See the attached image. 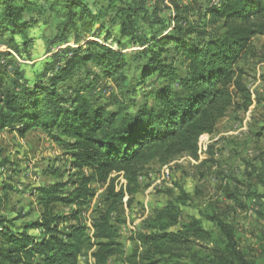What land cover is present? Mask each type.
<instances>
[{"label": "trees", "instance_id": "obj_1", "mask_svg": "<svg viewBox=\"0 0 264 264\" xmlns=\"http://www.w3.org/2000/svg\"><path fill=\"white\" fill-rule=\"evenodd\" d=\"M117 2L0 0V33L21 36L25 53L32 16L47 13L56 19L59 39L71 38L75 46L45 63L30 80L25 79L22 66L9 71L0 63V132L12 130L23 138L39 129L65 151L70 169L77 171L71 181L36 189L41 209L37 220L14 232L11 228L19 217L15 221L0 217V264H77L87 255L93 264H108L113 257L121 264H252L234 228L219 216L201 212V219L180 221L188 195L174 198L170 193L172 199L131 238L130 254L119 241L122 221L113 216L125 195L136 194L138 179L150 162L164 165L187 156L201 165L215 163L212 147L199 155V143L214 133L231 109L247 112L252 105L239 62L250 52L252 40L264 37V0H220L201 10L182 33L142 39L141 50L132 55L110 47L104 32V18L115 12L123 20L120 26L125 34L127 15ZM98 25L106 34L104 39H86L85 35L94 37ZM209 26L214 28L204 32ZM194 34L201 39L193 41ZM5 44L20 54L11 38ZM88 64L100 72L90 71ZM152 77L162 83L140 95L137 103L140 87ZM102 79L112 82L118 94H111L106 103L89 100L95 83ZM60 85L64 86L61 94ZM258 130L261 136L264 127ZM83 170L88 173L82 174ZM112 174L123 175L125 190L115 192ZM68 185L70 189L63 191ZM93 185L107 186L108 205L92 221V235L83 226H62L78 213L60 216L56 207L85 205L94 196ZM258 215L264 218V207ZM202 219L216 231L206 230ZM30 230H39L40 235Z\"/></svg>", "mask_w": 264, "mask_h": 264}, {"label": "rangeland", "instance_id": "obj_2", "mask_svg": "<svg viewBox=\"0 0 264 264\" xmlns=\"http://www.w3.org/2000/svg\"><path fill=\"white\" fill-rule=\"evenodd\" d=\"M219 1L118 0L117 7L124 9L127 15L125 34L120 26L123 20L116 17L115 12H109L103 20L104 32L110 38L108 45L132 55L141 50L139 45L142 39L152 35L182 33L190 23L198 19L201 10ZM86 2L91 3V0ZM32 18L34 23L26 32L30 41L27 53L21 47V36L12 37L0 33V53L7 54L0 57V63L9 71L22 66L27 80L32 79L34 74H39L44 64L52 62L55 56H62L65 49L75 47L71 38L66 42L59 39L54 15L47 13ZM213 28L214 26H209L204 32L208 33ZM100 31L98 25L94 37L92 34L84 37L102 41L106 34H101ZM132 37L136 46L131 43ZM10 38L16 43L20 54H15L14 48L11 49L9 45H3ZM205 38L207 36L203 39ZM191 39L196 42L201 38L194 34ZM129 60L132 62L130 58ZM239 67L245 71L244 83L251 93L252 105L247 112L231 109L218 122L212 135L201 138L199 155H203L207 147L211 146L215 163L201 165L199 161L187 156L177 157L164 165L154 160L139 177L136 194L132 198L124 196L113 217L122 221L119 241L126 254H130L133 248L131 238L141 230L142 223L172 199V193L174 198L181 194L189 197L181 207V222H185L188 217L201 219V212L219 216L234 228L240 247L252 264H264V218L258 215L264 207V132L257 136L258 129L264 127V37L252 40L250 52L239 62ZM87 68L95 73L100 72L91 64ZM77 76L78 73L74 74L72 81ZM83 76L84 72L82 78ZM37 81L47 83L46 79L39 78ZM161 83L156 77L148 79L137 93V103L141 102L140 95L153 91ZM62 86H59V94L64 91ZM115 93L118 94V91L114 84L102 79L95 83L88 99L106 103L109 96ZM148 99L149 104L153 105ZM76 173V170L70 169L69 157L65 151L39 129L28 131L23 138L12 130L1 131L0 217L8 221H15L19 217L11 228L14 232L18 231L19 227L40 216L36 189L71 181L72 175ZM87 173L86 170L82 171V174ZM110 179L114 180L115 192L125 190L126 181L122 174H112ZM106 188V185H93L94 196L81 207L58 205L55 213L60 216H69L74 211L78 213L74 220H68L62 226H83L86 234L91 236L92 221L108 205L105 201ZM68 189L69 185L63 191ZM202 223L206 230L216 231L211 222L202 219ZM29 233L40 235L39 230H30ZM77 264H93V261L87 255L80 257ZM108 264L121 263L118 258L113 257Z\"/></svg>", "mask_w": 264, "mask_h": 264}]
</instances>
